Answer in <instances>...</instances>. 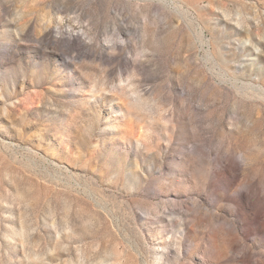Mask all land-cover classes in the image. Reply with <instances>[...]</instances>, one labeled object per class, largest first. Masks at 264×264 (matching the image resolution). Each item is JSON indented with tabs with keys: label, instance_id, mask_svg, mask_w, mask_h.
Instances as JSON below:
<instances>
[{
	"label": "rangeland",
	"instance_id": "374dc122",
	"mask_svg": "<svg viewBox=\"0 0 264 264\" xmlns=\"http://www.w3.org/2000/svg\"><path fill=\"white\" fill-rule=\"evenodd\" d=\"M0 264H264V0H0Z\"/></svg>",
	"mask_w": 264,
	"mask_h": 264
}]
</instances>
